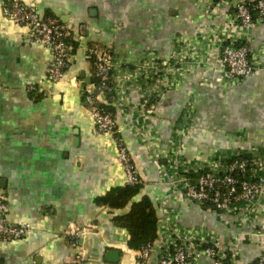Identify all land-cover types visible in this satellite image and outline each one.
Masks as SVG:
<instances>
[{"label": "crops", "instance_id": "crops-1", "mask_svg": "<svg viewBox=\"0 0 264 264\" xmlns=\"http://www.w3.org/2000/svg\"><path fill=\"white\" fill-rule=\"evenodd\" d=\"M19 1L58 20L77 45L62 79L49 82L50 49L33 41L25 25L4 16L0 0V190L8 222L30 228L15 241L0 237V264H72L75 250L68 235L82 228L87 230L80 239L84 264H135L138 250L128 230L113 220L129 205L115 209L99 201L126 179L113 138L93 133L84 102L88 92L113 110L141 180L134 199L145 195L155 208L151 264L166 241L222 243L237 264L263 254L264 196L216 211L179 195L170 181L187 167L223 163L239 154L254 163V179L264 180V23L251 30L254 53H263L258 70L225 85L216 66L215 38L207 34L202 40L199 30L219 29L230 15L227 5L211 11L204 0ZM184 39L193 45L190 61L182 65L185 72L179 84L161 93L145 120L158 138L153 160L131 125V108L144 92L131 87L130 104L119 108L114 97L92 87L96 81L86 49L100 46L125 64L149 53L174 57ZM189 264L212 260L201 255Z\"/></svg>", "mask_w": 264, "mask_h": 264}, {"label": "built area", "instance_id": "built-area-1", "mask_svg": "<svg viewBox=\"0 0 264 264\" xmlns=\"http://www.w3.org/2000/svg\"><path fill=\"white\" fill-rule=\"evenodd\" d=\"M203 1V0H202ZM211 11L227 5L231 12L225 23L219 28L204 25L199 30V37L211 34L217 45L216 66L220 69V79L225 85L235 84L252 76L258 70L257 63L263 53L256 55L251 46V30L255 24L264 23V0H204ZM2 13L16 24L28 28L29 37L47 46L51 52V63L47 70V78L51 83L62 79L69 66L74 46L68 29L51 16H41L19 0H3ZM192 43L184 39L178 46L174 57L161 58L152 53L146 54L136 61L118 63L106 51L97 45L86 49L87 58L93 67L96 83L92 86L99 93L114 97L117 106H127L128 90L137 88L143 97L131 110V123L137 137L150 149V157L155 160L158 138L152 127L146 125V119L155 109L161 93L180 82L185 72L183 66L190 61ZM259 59V60H258ZM195 61V60H194ZM84 102L94 120L95 135H109L116 145L117 159L123 167L126 184L141 183L133 159L121 137V129L111 112L105 111L97 104L95 96L88 92ZM174 152V151H173ZM228 158V157H227ZM196 167H187L182 175L172 179L170 183L175 192L193 202L216 211H224L240 202L252 203L258 196H264L263 178L254 179L252 160L250 157H234ZM223 160V159H222ZM251 165L250 172L248 166ZM247 171L249 174H247ZM6 196L0 190V237L15 241L26 235L28 224H11L6 217ZM86 229L70 231L69 238L75 250L72 264H84V253L80 239ZM199 231L195 232V235ZM153 243L144 244L137 252L135 264H151L149 258ZM206 255L212 264H222L228 258V264H237L236 255L224 244H205L198 240L188 242L166 241L154 264H189ZM250 264H264V253Z\"/></svg>", "mask_w": 264, "mask_h": 264}, {"label": "trees", "instance_id": "trees-1", "mask_svg": "<svg viewBox=\"0 0 264 264\" xmlns=\"http://www.w3.org/2000/svg\"><path fill=\"white\" fill-rule=\"evenodd\" d=\"M77 43L74 42V48ZM108 96V94H106ZM100 108L112 113V108L104 103H97ZM235 157H246L242 154ZM248 157V156H247ZM234 157H231L232 159ZM229 160V159H228ZM251 165L248 166L250 172ZM247 171V174H249ZM141 183L125 184L115 187L105 195L99 197V201L111 208L121 209L129 205V210L123 214L115 215L116 224L124 226L130 235L129 242L139 250L146 243H153L157 237V216L151 200L143 195L139 199L134 198L139 194ZM228 258L222 259V264H228Z\"/></svg>", "mask_w": 264, "mask_h": 264}, {"label": "water", "instance_id": "water-1", "mask_svg": "<svg viewBox=\"0 0 264 264\" xmlns=\"http://www.w3.org/2000/svg\"><path fill=\"white\" fill-rule=\"evenodd\" d=\"M98 92L97 91H95V94H97Z\"/></svg>", "mask_w": 264, "mask_h": 264}]
</instances>
